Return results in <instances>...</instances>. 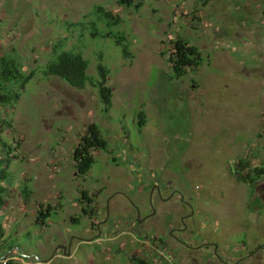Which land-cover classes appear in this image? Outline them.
Here are the masks:
<instances>
[{"label": "rangeland", "instance_id": "rangeland-1", "mask_svg": "<svg viewBox=\"0 0 264 264\" xmlns=\"http://www.w3.org/2000/svg\"><path fill=\"white\" fill-rule=\"evenodd\" d=\"M135 3L0 0V54L34 70L18 101L0 104V264H264V176L249 187L234 174L241 156L264 164V0ZM97 5L119 16L98 30L123 32L130 58L69 24ZM177 37L201 59L178 79L168 61ZM60 40L93 77L99 58L106 65L109 106L90 84L40 73ZM91 123L111 151L93 150L80 175L72 152Z\"/></svg>", "mask_w": 264, "mask_h": 264}, {"label": "trees", "instance_id": "trees-1", "mask_svg": "<svg viewBox=\"0 0 264 264\" xmlns=\"http://www.w3.org/2000/svg\"><path fill=\"white\" fill-rule=\"evenodd\" d=\"M120 6L139 8L135 0H116ZM95 17V19L90 17ZM88 18V19H86ZM86 20V21H85ZM103 23L104 26L118 27L121 20L118 15L106 10L103 6L97 5L93 13H88L82 19L71 21L69 24L73 27L81 29H88L89 35L93 38L103 37L110 38L112 42L120 48L122 55L125 58H130L128 51L127 39L123 32L106 30L99 32L98 24ZM172 54L168 57L171 63L172 75L178 79L186 75L188 68H196L200 65L201 59L197 46L189 44L187 39L177 37L171 42ZM89 61L84 57L80 49H71L64 47L62 40L53 44L51 54L48 61L39 70L45 77L55 76L62 79L64 82L72 87L82 89L87 84L96 88L99 98L104 106H109L111 103L112 91L106 84L109 70L106 65L99 61L96 65L97 77H93L88 73ZM34 70L26 72L23 68L22 61L14 52H7L0 54V104H9L18 101L21 91L24 90L25 85L30 81ZM137 119V126L143 128L146 125V116L144 111H139ZM4 149L6 148L11 154L14 148L1 140ZM98 149L103 152H110L107 139L99 132V127L96 123H91L85 133L82 135L80 142L75 146L72 152L74 159V166L78 174L85 175L92 167L95 157L92 154L93 150ZM15 157L12 155V158ZM9 158V157H8ZM10 159V158H9ZM235 179L238 182L253 186L257 180L264 176V164L252 165L247 156L239 157L234 164ZM4 173L0 174V179H5ZM24 183L22 192L24 197H28L30 188ZM3 191L0 187V210L3 205ZM82 199L88 204L91 203L90 198L86 197V192H82ZM53 206L47 205L45 209L38 208L35 223L38 225H45ZM90 209V208H89ZM84 214L88 213V209L83 206ZM77 221L76 218L72 219ZM3 238V228L0 224V241ZM1 249V244H0ZM6 253V252H3ZM133 264H149L143 257L133 258ZM11 264V261H8Z\"/></svg>", "mask_w": 264, "mask_h": 264}, {"label": "built area", "instance_id": "built-area-1", "mask_svg": "<svg viewBox=\"0 0 264 264\" xmlns=\"http://www.w3.org/2000/svg\"><path fill=\"white\" fill-rule=\"evenodd\" d=\"M164 257H166V256H164ZM166 258H168V257H166ZM171 260V258H168V261H170Z\"/></svg>", "mask_w": 264, "mask_h": 264}]
</instances>
